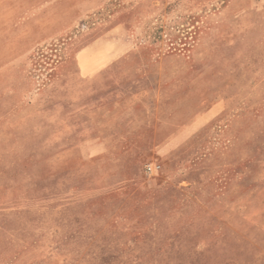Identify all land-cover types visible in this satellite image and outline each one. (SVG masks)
I'll use <instances>...</instances> for the list:
<instances>
[{"label": "rangeland", "instance_id": "obj_1", "mask_svg": "<svg viewBox=\"0 0 264 264\" xmlns=\"http://www.w3.org/2000/svg\"><path fill=\"white\" fill-rule=\"evenodd\" d=\"M0 264H264V0H0Z\"/></svg>", "mask_w": 264, "mask_h": 264}, {"label": "crops", "instance_id": "obj_2", "mask_svg": "<svg viewBox=\"0 0 264 264\" xmlns=\"http://www.w3.org/2000/svg\"><path fill=\"white\" fill-rule=\"evenodd\" d=\"M189 90L190 91L194 90V86L191 87ZM212 98L215 99L216 97L213 96ZM218 110H219L218 100H214L213 102H210L209 104H207L202 109V112H201L202 118L207 117V115L209 116L212 113H216V112H218ZM190 127H192V126H190ZM186 128H188V127H186ZM156 166H157V171H158V168L160 167V164H157Z\"/></svg>", "mask_w": 264, "mask_h": 264}, {"label": "built area", "instance_id": "obj_3", "mask_svg": "<svg viewBox=\"0 0 264 264\" xmlns=\"http://www.w3.org/2000/svg\"><path fill=\"white\" fill-rule=\"evenodd\" d=\"M148 169H150V167L148 166Z\"/></svg>", "mask_w": 264, "mask_h": 264}]
</instances>
